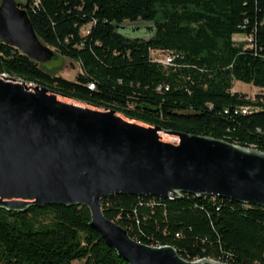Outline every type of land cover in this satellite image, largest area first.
<instances>
[{
  "label": "trees",
  "instance_id": "obj_1",
  "mask_svg": "<svg viewBox=\"0 0 264 264\" xmlns=\"http://www.w3.org/2000/svg\"><path fill=\"white\" fill-rule=\"evenodd\" d=\"M14 1L55 62L71 60L79 72L65 80L0 43V75L166 131L264 153V96L232 91L233 81L264 90V0ZM124 23L147 24L138 27L145 37L119 33ZM236 34L244 40L234 42ZM157 52L172 54V65L153 60ZM180 197L112 195L99 204L141 245L170 246L186 261L264 264V208ZM89 222L79 204L0 208V264H126Z\"/></svg>",
  "mask_w": 264,
  "mask_h": 264
},
{
  "label": "water",
  "instance_id": "obj_2",
  "mask_svg": "<svg viewBox=\"0 0 264 264\" xmlns=\"http://www.w3.org/2000/svg\"><path fill=\"white\" fill-rule=\"evenodd\" d=\"M0 43L36 64L57 60L14 0H0ZM182 194L264 208V153L166 131L0 75V208L85 206L89 228L126 264H221L141 245L99 204L112 195Z\"/></svg>",
  "mask_w": 264,
  "mask_h": 264
},
{
  "label": "rangeland",
  "instance_id": "obj_3",
  "mask_svg": "<svg viewBox=\"0 0 264 264\" xmlns=\"http://www.w3.org/2000/svg\"><path fill=\"white\" fill-rule=\"evenodd\" d=\"M19 4L23 5L25 0H16ZM145 26L147 24H140V23H124L121 25L118 29V32L125 35L126 37H139V38H144L145 37V31L138 30L140 27ZM139 27V28H138ZM127 28H132L135 30L127 29ZM83 30H86V28H83ZM84 32V31H83ZM82 32V33H83ZM232 40L234 42H241L243 41V36L240 34H236L232 36ZM163 53H154L151 55L152 58L154 59H162L163 58ZM51 62V61H50ZM44 63L41 65V69L43 71H49L50 73H53L55 76H59L65 80L68 81H73L75 78V75L79 72L78 65L74 63L71 60L67 59H60L59 61L55 63ZM232 91L234 92H239L245 94L247 97H253L254 95H263L264 96V90H258L255 87H252L251 85L243 84L238 81H233L232 82ZM71 264H81V262H72Z\"/></svg>",
  "mask_w": 264,
  "mask_h": 264
},
{
  "label": "built area",
  "instance_id": "obj_4",
  "mask_svg": "<svg viewBox=\"0 0 264 264\" xmlns=\"http://www.w3.org/2000/svg\"><path fill=\"white\" fill-rule=\"evenodd\" d=\"M164 56H163V58L162 59H154L153 58V60H155L156 62H158L159 64H161L162 66H170V65H172V62H173V55L172 54H170V53H165V54H163ZM239 112L241 113V114H245V113H247L248 112V110L246 109V108H242V109H240L239 110ZM197 261V260H196ZM212 261V260H211ZM214 262V261H213ZM216 263H218V262H216Z\"/></svg>",
  "mask_w": 264,
  "mask_h": 264
}]
</instances>
